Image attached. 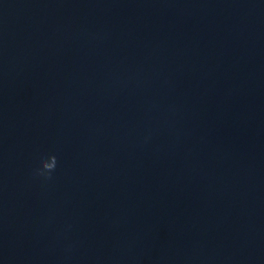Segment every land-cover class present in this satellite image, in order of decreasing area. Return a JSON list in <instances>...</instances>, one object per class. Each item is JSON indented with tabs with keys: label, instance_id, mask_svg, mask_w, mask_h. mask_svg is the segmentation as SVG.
<instances>
[{
	"label": "water",
	"instance_id": "95a60500",
	"mask_svg": "<svg viewBox=\"0 0 264 264\" xmlns=\"http://www.w3.org/2000/svg\"><path fill=\"white\" fill-rule=\"evenodd\" d=\"M0 264H264V0H0Z\"/></svg>",
	"mask_w": 264,
	"mask_h": 264
},
{
	"label": "clouds",
	"instance_id": "9594fccd",
	"mask_svg": "<svg viewBox=\"0 0 264 264\" xmlns=\"http://www.w3.org/2000/svg\"><path fill=\"white\" fill-rule=\"evenodd\" d=\"M58 164V158L55 154L42 158V167H38L35 173L39 176L51 178Z\"/></svg>",
	"mask_w": 264,
	"mask_h": 264
}]
</instances>
